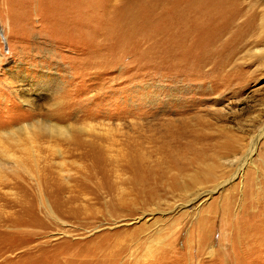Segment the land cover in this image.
<instances>
[{
  "label": "rangeland",
  "instance_id": "1",
  "mask_svg": "<svg viewBox=\"0 0 264 264\" xmlns=\"http://www.w3.org/2000/svg\"><path fill=\"white\" fill-rule=\"evenodd\" d=\"M0 163V264H254L264 0H0Z\"/></svg>",
  "mask_w": 264,
  "mask_h": 264
},
{
  "label": "bare ground",
  "instance_id": "2",
  "mask_svg": "<svg viewBox=\"0 0 264 264\" xmlns=\"http://www.w3.org/2000/svg\"><path fill=\"white\" fill-rule=\"evenodd\" d=\"M43 129L48 130V131H52V132H54L56 134H58V133L63 134V128L62 127H59V126H54L52 124V122H49L48 125H43V126H39L38 128H34L33 130L41 131ZM172 131H174V133H173V138H172V141H171V145L176 146L178 148V149H176V151H177L176 153H178L179 157L181 158V162L179 164L175 165L173 168L178 169L180 171H183V169H185V167H188L189 165H193V166H196L198 169H200L201 166H200V163L198 161L199 160H203L206 157L212 156V155H210L208 153V151L211 150V147H209V148H203L201 150L196 149L195 146H189L188 145L186 147H183V145L179 144V139L184 135L183 131L180 128H177V129L171 130L169 133H171ZM254 144L251 147L250 151L248 152V155L245 157V159L243 161L249 159V157L253 154V152H254ZM223 146H225V148L228 150V152L229 151L232 152L233 150H236V147H235L234 144H225ZM133 161H134V165L136 167H138L137 165L139 164V157L138 156H135ZM244 164L245 163L243 162L242 163V167L244 166ZM2 168H3V165L0 163V169H2ZM203 174L206 177H208L209 179H212L213 173H212V171H209V169H208L207 166H205L203 168ZM194 180H197V178H194ZM250 217H249V220L248 221L246 220L244 222H239L237 226L236 225H234V226L231 225L230 226V229H234L235 230L236 228L237 229L238 228H243L244 226H248V225H259V221L261 220V218H259L257 220V222H253L250 219ZM226 223H227V221H226ZM228 225H229V221H228ZM259 233L260 234H263L262 231L260 230L259 232H257L255 234L249 236V237H252V239H250L246 243V245L243 244L245 246H240V249L239 248H236L235 245H234V243H233V245H230L229 246V250H225V253L224 254L229 253V255L232 257V260H235L237 257H239L240 258L239 259V262H237V260L235 261V262H237L239 264H243V262H245L248 259H250V261H251V258L249 256L251 254V252H254L256 250L255 247H258V246H261L262 245V243L257 242L255 240V239H257V234H259ZM234 235H233V233H230L229 234V236L231 238ZM263 237H264V235H263ZM194 244L195 245L196 244L198 245L197 242H194ZM230 244H232V242ZM201 248H202V245H201ZM191 249H193V247H191ZM213 251H214V248L212 247L211 252H213ZM262 251H264V249ZM263 259H264V256H258L256 259L255 258L252 259V262L254 264H255V262H261V261L263 262Z\"/></svg>",
  "mask_w": 264,
  "mask_h": 264
}]
</instances>
